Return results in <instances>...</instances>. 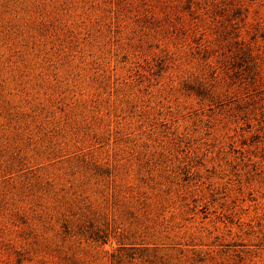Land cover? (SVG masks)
Masks as SVG:
<instances>
[{"label":"rangeland","instance_id":"1","mask_svg":"<svg viewBox=\"0 0 264 264\" xmlns=\"http://www.w3.org/2000/svg\"><path fill=\"white\" fill-rule=\"evenodd\" d=\"M0 264H264V0H0Z\"/></svg>","mask_w":264,"mask_h":264}]
</instances>
